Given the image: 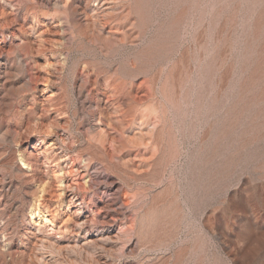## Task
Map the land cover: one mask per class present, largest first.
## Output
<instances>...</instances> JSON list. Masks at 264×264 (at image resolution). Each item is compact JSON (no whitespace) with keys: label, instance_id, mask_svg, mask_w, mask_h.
<instances>
[{"label":"rangeland","instance_id":"rangeland-1","mask_svg":"<svg viewBox=\"0 0 264 264\" xmlns=\"http://www.w3.org/2000/svg\"><path fill=\"white\" fill-rule=\"evenodd\" d=\"M16 1L0 0V264H227L201 214L226 230L225 187L264 181V0H92L89 14L130 12L135 28L122 44L108 29L98 30L100 41L79 36L85 23L68 21L72 0H57V9L52 0ZM57 14L68 35L62 49L51 41ZM59 52L66 60L55 66ZM133 85L148 94L143 106L128 97ZM99 115L110 126L97 138L121 134L128 150L104 143L116 167L94 161L83 203L68 206L54 166L44 175L42 159L31 170L19 155L49 151L67 122L75 156L90 141L89 118ZM148 134L159 147L141 162L139 138ZM111 192L117 205L127 200L122 214L111 226L95 223L111 214ZM76 209L84 230L73 224ZM170 230L179 232L165 249Z\"/></svg>","mask_w":264,"mask_h":264},{"label":"bare ground","instance_id":"bare-ground-1","mask_svg":"<svg viewBox=\"0 0 264 264\" xmlns=\"http://www.w3.org/2000/svg\"><path fill=\"white\" fill-rule=\"evenodd\" d=\"M76 1L77 0H72L71 3L67 7L68 15L70 17V18L68 17V21L70 23H72L74 27L78 26L79 23L75 24V22H76L75 17L78 16V18H80L78 21L80 23L81 22L85 23V26L81 30L80 29L78 30L79 36H81L84 39L87 38V39H91V40L100 41V37L98 36L100 34H98V30L104 31L105 29H108L107 33L109 35L110 34L121 35V37H117L118 39L115 36H113V37H115V39H117V44H122L128 38V32L131 29L135 28V21L130 22V20H128V15L130 14V12H128L126 15H122L120 13L111 14V13H102L98 9L92 8L93 10H92L91 14H89L87 12V9L90 8V3L92 0H79L78 3H76ZM44 3H45V0H37V4H39V5H43ZM51 3L56 9L59 8L57 0H52ZM53 26L56 27V29H57V36H56L57 38L51 40L52 46L55 49H62L66 45L67 40H68V35H67L66 29H65V20H64L63 16L57 14L56 17H54ZM45 29H48V28H45ZM56 29H55V31H56ZM42 31H43V28H42ZM104 38L106 39V37H104ZM57 52H58V50H57ZM63 54L64 53L59 52V56H58V58H56V61H54L55 63L53 62V65L55 64V66H56V65H61L64 63V61L66 59H65V55H63ZM17 59H18V57H17ZM78 87H79L78 93L80 96H82L83 89H84L83 85L80 84ZM127 94H128V97L135 104L142 105L145 103V101H147L148 94L145 92L139 93L136 85L135 86L133 85V86H130L129 88H127ZM89 103L90 104L88 105V108L93 107V103L91 101ZM81 104H83V106L85 104V103H83V99H81ZM78 109H79V107H78ZM214 114H216V113H214ZM210 118H212V117H210ZM88 121L90 124L89 134H88V135H90V141L88 142L87 146L83 150H77L75 156H71V154H70V152L73 151L72 147H74V142L71 140L68 141L69 136H68V133L65 132V130L68 129V123L65 121H64L65 124H60V125H62L61 126L62 132H58V131L55 132L54 131V134H52L53 139L50 140L48 146L46 147V148H49V151H47V150H40V151L35 150L34 153L30 152L28 156H23L22 154L19 155V161L24 166H26L27 169H31V170L33 169L32 165H34L36 162H39V160L42 159V164L44 167V169L42 171L45 172L44 175H47V173L49 171L48 169L51 168L49 166V164L54 166V170H52V174H50V175H52L54 180L56 179V184L59 188L58 196H60L62 200L67 199L66 202H67L68 206L73 205V207H77L81 203H83V201L85 199L83 193L89 192V190L91 189V185L89 182L94 181L93 179L91 180L90 173H88L89 172L88 169L94 161L99 162L105 170H109L110 168H113V166L116 167V165H114L113 162L111 161L112 157L107 152L104 143H107V145H108V143L110 145H112V148H113L112 151H114L116 153L128 150V148L125 144L126 143L125 139L123 138V135H121V134L116 135V136L106 135L105 137H103L104 138L103 140H100L99 138H97V135L102 134V136H103L108 131L107 128H109V126H110V122L106 121L102 115H99L97 118L92 116L91 118H89ZM60 125H59V127H60ZM44 127L46 129V126H44ZM47 128L49 129L50 127H47ZM203 128H204V126H203ZM41 129H42V125H41ZM33 131H35V130H32L31 132H33ZM36 131H37L36 133H40L39 131H41V130H39V131L36 130ZM43 132H45V130H43ZM43 132H42V134H43ZM50 132L52 133V131H50ZM18 133H20V131ZM146 136H142L141 138H139L140 139L139 144L144 145V151L141 153V155L142 154L143 155H142V157L139 156V157H141L140 158L141 162L145 161L148 156H149V158H151L150 155L154 154V153H152L148 156H144L148 152L149 149L157 150L159 147V141H158V138L156 135H150L149 136V134H148ZM163 138H164V136H163ZM37 140H36V142H38ZM128 141H129V138H128ZM41 142H43V139L39 140V143H41ZM140 149H142V148H140ZM261 155H262V153H261ZM137 159H138V157H137ZM173 159H174V157H173ZM154 160L155 159H153V161ZM124 165H125V163H124ZM141 169H143V168H141ZM144 170H147V168H145ZM137 171H138V173H141L143 170H140V168H139V170L137 169ZM257 181H259V180H257ZM117 190H118V187H116V191ZM248 192H250V193H248ZM115 194H116V192H114V193L111 192V196L107 199L108 202L107 203L104 202L106 208L108 205L111 207L110 212H109L111 214L105 213L104 215H102L104 220L100 219L101 217L96 218L94 220L95 223L99 222L101 224L103 222V223L111 226L116 221V219H118L116 215H120V213L122 212V209H123L125 203L127 202V200H126V202L122 200V202H119L121 204L118 203V205H117V202H116L117 199H116ZM223 194H224V203H225L224 213L226 214V217H227L226 230H219L216 222L212 221L208 212L204 210L205 212L203 214L200 213L202 215L201 216V219H202V223H201L202 227L201 228H203L204 234H206L209 237L208 239L213 243V248H215V250H220L221 252H223V255L225 256V257L223 256V258L226 259L227 264H264V181H259L257 184L253 185V187H251V189L245 188L243 181H238L234 185L226 186ZM195 200H197V199H195ZM198 201H199V199H198ZM240 206H242V208ZM212 208H213V206H212ZM201 209H204L203 205H202ZM209 209H210V207H209ZM74 212H75V215H77V220H75V223H73L74 226L79 230H84L85 229L84 224L86 221L81 220L82 214H80V212L77 209ZM191 212H194V211H191ZM211 212L214 213L215 210H212ZM44 220L48 221V219L46 217H44ZM214 220H215V218H214ZM89 223H90V221H89ZM236 227L237 228L240 227V229L235 230ZM72 229H73V227H72ZM178 232L176 230H170V231H167L164 233V237H163V246L164 247L163 248L167 249L168 244L170 242H172V241H170L171 238L176 236ZM39 235H41V233ZM36 236L37 235H35V238H37V243H42L44 237L42 239V237H36ZM45 240H46V238H45ZM204 242H206V241H204ZM35 243H36V241H35ZM180 244L182 245V243H180ZM189 246H191V245H189ZM197 246H198V244H197ZM34 248H36V247H34ZM40 248H42V247H40ZM131 248H133V247H131ZM203 248H205V247H203ZM207 248H208V246H207ZM211 248H212V245H211ZM161 251H162V249H161ZM168 253H170V252H168ZM208 253H209V251H208ZM216 253H217V251H216ZM218 253H219V251H218ZM167 255H169V254L166 253L165 257ZM170 255H171V253H170ZM170 259H171V257H170ZM191 260L193 261V259H191ZM33 262H34V260H33Z\"/></svg>","mask_w":264,"mask_h":264}]
</instances>
